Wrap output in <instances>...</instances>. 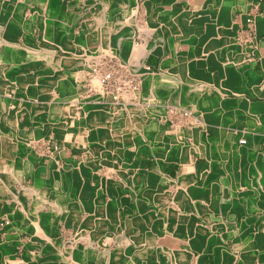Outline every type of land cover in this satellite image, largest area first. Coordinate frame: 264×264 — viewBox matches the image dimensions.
Masks as SVG:
<instances>
[{
    "label": "bare ground",
    "instance_id": "bare-ground-1",
    "mask_svg": "<svg viewBox=\"0 0 264 264\" xmlns=\"http://www.w3.org/2000/svg\"><path fill=\"white\" fill-rule=\"evenodd\" d=\"M52 1L38 0L39 8L29 6L28 14L36 10L44 15L45 28L27 31L18 19V13L20 7L27 5L29 0H0V264H41L42 261L37 259L27 261L13 258L9 251L13 246L32 248L35 243L40 253L46 244L56 247V261L62 264H92L94 256L103 264H128L130 261L143 259L153 262V256L157 261L176 264L174 250L166 253L161 246L156 245L154 227L158 220L163 221L159 229L177 239L195 241L197 238H193L194 231L199 229L206 231L207 236L215 235L209 229L210 224L205 227L199 222V207H194L193 215L183 211L188 210L185 207L174 212L172 201L180 204L181 198H192V194L180 190L175 197L176 201L175 198L163 200L168 194L165 185H159L157 191H153L152 183L156 174L140 169V164L142 159L149 158L152 147L148 132L151 119L161 116L166 120L189 121L199 116L193 113L188 102L185 106L167 104L155 95L137 94L136 90L140 86H135L132 80H124L126 91L119 86L118 93L112 91L121 71L116 72V76L109 70L103 74L102 69L101 76V72L95 70L101 56L93 57L89 48L84 46L80 33L74 29L85 15L88 0H74L83 8L81 13L63 10L58 16L53 14ZM165 1L171 0H104V3L95 6L103 4L102 12H97L98 9L94 8L93 12L97 14L91 19L83 20V30L85 29L88 42L100 41L104 54L116 55L134 73L147 77L152 71L144 61L151 50L144 44L135 42L138 36L134 31L138 30V34L142 32L140 28H135L139 24L137 14L142 9L149 18L148 24H151L152 11H162L158 9V4ZM60 22L68 24L70 29L59 28ZM172 22L176 25L178 21L175 19ZM165 24L160 22L159 26L163 27ZM73 31L75 42L70 40ZM21 39L24 41L21 42ZM154 51L161 53L163 49L156 47ZM75 72L78 79L87 77L99 93L80 104L77 101H59L57 90L61 81L65 79L71 82L70 74ZM78 79H73L75 84ZM192 84L195 89H191L206 96H210L209 91L216 87L214 82L204 80L194 81ZM189 98L190 96L183 97L182 94L180 97L182 102ZM54 109H61L62 112L56 113ZM253 109L255 108L252 107ZM122 111L125 112V117ZM199 115L202 117V114ZM261 120L263 123V117ZM79 138L86 141L83 161L79 165L72 162L62 165L61 153L67 148V142L75 147H84ZM245 142L244 139L240 141L241 144ZM41 143L51 146L49 153L37 150V145ZM124 151H129L126 158L120 155ZM20 160L23 163L22 171L18 169ZM89 160H94L95 164L88 165ZM104 166L111 169L110 173H100L99 168ZM190 167L194 168L193 165ZM93 170L101 178L95 185L89 183ZM112 171L120 174L121 178L115 177ZM236 173L237 171L234 174ZM190 175L185 179H189ZM161 179L164 183L162 175ZM106 192L112 198L118 199L116 209L113 206L110 208L108 204L104 205L103 193ZM82 214L88 216L80 223V229L77 230L78 240L73 248H65L63 238L56 241L50 236L52 227L63 221L69 223L70 219H81ZM103 214L111 215L113 221H103ZM190 218L197 222L193 223ZM140 224L147 226V230L141 232ZM85 227H91L94 234H90L91 239L84 241L87 246L81 250L78 246L86 237L81 230ZM105 229L112 230L110 242L116 241L120 244L117 250L104 257L94 247V241L99 238L101 242L100 238ZM25 232L29 235L28 240L23 238ZM105 243L102 241V245Z\"/></svg>",
    "mask_w": 264,
    "mask_h": 264
},
{
    "label": "crops",
    "instance_id": "crops-1",
    "mask_svg": "<svg viewBox=\"0 0 264 264\" xmlns=\"http://www.w3.org/2000/svg\"><path fill=\"white\" fill-rule=\"evenodd\" d=\"M92 1L85 7V12L88 16L92 14L91 17H94V8L102 9L103 4L95 6L104 3V0ZM30 5L39 7V2L29 0L27 5H22L18 13L19 20L20 14L25 15ZM22 7L27 8L23 10ZM57 7L60 10L66 8L71 13L83 11V8L74 0H66V5L60 2ZM158 9L162 11H152L150 17L152 22L148 25L149 29L147 28L150 33H144V40L141 41V44L151 50L144 63L151 69L152 75L148 74L144 78L143 74L131 75L124 70L119 73L114 87L127 90L124 80L136 81L140 86L136 92L138 91L140 95H155L167 104L185 106L188 102L193 113L199 116L191 118L192 121L190 119L189 121L188 119L166 120L161 116L151 119L148 132L151 135L152 147L149 158L142 159L140 169L156 174L155 181L152 183L153 191H157L159 185H165L168 194L163 200L174 199L180 190L192 194V198H181L180 204L172 201L174 212L179 211L180 207L181 209L185 207L188 210L183 211L192 213L194 207H199V222L205 227L210 224L209 229L215 236H207L206 231L199 229L194 231L193 238H197L195 241L177 239L162 232L159 226L163 221L158 220L154 227L156 245L161 246L166 253L174 250L176 264H245V262L246 264H264V176H262L264 175V0H171L159 3ZM36 13L40 15V22L35 23L34 18L29 20L30 31L45 28L44 15ZM175 19L178 21L176 25L172 22ZM160 22L166 23V26H159ZM22 23L26 29L24 21ZM64 25H67V28ZM77 27H80L81 33L83 19L74 26V29ZM59 28L69 30L70 26L60 22ZM83 32L85 33V29ZM85 44L88 47L93 45L103 49L100 41ZM156 47L162 48L163 51L155 52ZM70 75L73 76L72 73ZM73 79L72 77L71 82L65 79L61 81L57 90L60 95L59 101L75 92L76 86ZM203 80L214 82L216 87L208 94H211L210 96L216 101L210 96L202 93L200 95L191 89V87L195 89L192 84L194 81ZM181 94L183 97L190 96L188 101L182 102ZM251 106L259 112L252 110ZM199 114H202V117ZM262 117L263 123H261ZM209 131L212 134H209ZM243 139L246 142L241 144L240 141ZM76 148L78 147L74 146L62 152L61 161L78 165L83 160L86 150H76ZM128 152L124 151L120 155L126 158ZM144 160L147 161L144 162ZM90 161H87L88 165L95 164L94 160H92L93 164H90ZM146 162H149L151 166L145 165ZM99 169L102 174L111 171L107 166ZM112 172L115 177L121 178L120 174ZM91 174L89 183L95 185L101 181L94 170ZM189 175V179H185ZM103 198L104 205L108 204L110 208L112 206L117 208L118 199L112 198L110 193H103ZM87 216L82 214L81 219H70L69 223L61 222L60 225L52 227L50 236L56 241L60 237L63 238L65 248H73L78 240L74 234L77 230L79 231L80 223L84 222ZM101 216L103 221H113L111 215ZM190 219L193 223L197 222L194 218ZM188 222L191 223L190 220ZM81 230L86 237L80 241L78 247L84 250L87 246L84 241L87 238L91 239L90 234L94 233L91 227ZM139 230L144 232L147 226L140 224ZM111 231V229H105L100 238L101 242L99 238L94 241L96 244L94 247H97L104 257L111 251L117 250L120 244L116 241L110 242ZM28 236L27 232L23 234L25 240L29 239ZM102 241L106 243L102 245ZM232 241L233 246L229 247L228 243ZM36 247L37 243L32 248L13 246L9 251L11 254H16L19 259L27 261L37 259L42 261L41 264H62L56 261L58 255L56 247L46 244L41 248L43 250L41 253ZM19 254H22L21 258ZM155 261L157 259L153 256V262L143 259L130 261L128 264H169L164 260ZM91 263L103 264L96 256L92 258Z\"/></svg>",
    "mask_w": 264,
    "mask_h": 264
},
{
    "label": "rangeland",
    "instance_id": "rangeland-1",
    "mask_svg": "<svg viewBox=\"0 0 264 264\" xmlns=\"http://www.w3.org/2000/svg\"><path fill=\"white\" fill-rule=\"evenodd\" d=\"M66 0H53L52 1V4H53V14H54V16H58L61 12H63V10H68V9H66V8H64L63 10H60V8H58L57 6L60 4V2H62L63 4H65L66 5V2H65ZM78 1H80V0H78ZM102 1V0H101ZM142 1V0H141ZM143 1H145V0H143ZM90 2H93L92 0H88L87 1V3L89 4ZM97 2H98V0H97ZM79 5V4H78ZM109 5V4H108ZM32 8H39L37 5H34V6H31ZM27 7H22V9L24 10V9H26ZM92 8H93V6H92ZM35 12L34 13H30V14H26V15H23L22 13L20 14V21H24V23H25V26H26V29L28 30V31H30V25H31V22L29 21V20H31L33 17H34V19L33 20H35L34 22L35 23H38V22H40L39 21V17H40V15H38L36 12V10H34ZM102 12V9H98L97 10V12ZM28 12V11H27ZM81 13V12H80ZM95 14H97L96 12H95ZM91 15L92 14H89V16L87 15V13L85 12V15H84V17H83V20L84 21H86L87 19H91V18H93V17H91ZM145 15V16H144ZM143 16H144V18H143ZM85 17H89V18H85ZM85 18V19H84ZM137 18H138V25L137 26H135V28L137 27V28H140V30L142 31L141 33H137V31L138 30H136V31H134V33L136 32V36H138V38L135 40V42L136 43H138V44H141V41L143 40V38H144V35L143 36H141V34L142 33H147V32H149L150 33V30H148L149 29V27H148V22H149V18H148V16L146 15V13H144V11L142 10V9H140V11H139V13L137 14ZM41 21H43V18H41ZM28 23V24H27ZM73 23H75V21L73 22ZM65 26V28H67V25H64ZM80 27H81V25H79ZM80 27H77V30H76V32L77 33H80V30H79V28ZM148 28V29H147ZM34 30H36V29H34ZM116 30V29H115ZM75 31V30H74ZM74 31H73V33L71 34V36H70V40L72 41V42H75V40H76V36H75V33H74ZM134 33H133V36H135L134 35ZM79 35H81L82 36V42L84 43V46H87V44H85V43H87L88 42V39H87V36H86V34L83 32V30L81 31V33L79 34ZM135 36V37H136ZM24 41V39H21V42H23ZM87 48H89V50H90V53L93 55V57H98V56H101L100 58V62H97L96 63V66L97 67H95L96 69L95 70H98V72L100 73V75L102 76L103 74H105V72L107 73V72H109V71H111V72H113L115 75H116V72H120V71H127L128 73H130L131 75H136V73H134L132 70H131V68H129V67H127L124 63H121L120 62V60H119V58L117 59L116 58V55H110V54H104V52H103V50H102V48H100L99 46H87ZM114 56V57H113ZM108 57H110V58H108ZM111 59V60H110ZM107 60V61H106ZM109 61V62H108ZM112 61H114V62H112ZM102 62V63H101ZM105 63V64H104ZM114 65H113V64ZM106 65V66H104V65ZM119 64V65H118ZM112 65V66H111ZM122 65H123V67H122ZM138 65V64H137ZM103 66V67H102ZM120 66V67H119ZM126 66V67H125ZM106 67V68H105ZM113 68V69H112ZM121 68V69H120ZM93 68H91V70H92ZM102 69H103V74H102ZM106 69H107V71H106ZM114 69H118L117 71L116 70H114ZM127 69V70H126ZM109 70V71H108ZM114 70V71H113ZM134 70H136L135 68H134ZM91 72H93V71H91ZM73 74V78L76 80V79H78V74L75 72V73H72ZM118 75V74H117ZM116 75V76H117ZM133 81V80H132ZM90 81H89V79L87 78V77H83L82 79L80 78V79H78L77 80V82H76V84H75V86H76V90H75V92L74 93H71V94H69L67 97H64V98H62L61 99V101H77V103L78 104H80V102H83V101H85V100H88V99H91L90 97H92V96H94V95H97L98 93H99V90H97L95 87H93L92 85H91V82L89 83ZM64 84H65V82H63ZM133 84L135 85V86H138V83H136V81H133ZM122 88V87H121ZM120 89V88H119ZM123 89V88H122ZM118 89H116V88H113L112 89V91H114V92H116V93H118V91H117ZM123 90H125V89H123ZM77 91V92H76ZM91 91V92H90ZM108 91V90H107ZM106 91V93H108V92H110V91H108L107 92ZM111 91V92H112ZM126 91V90H125ZM91 93H92V95H91ZM113 93V92H112ZM115 93V94H116ZM137 94H139L138 93V91L136 92ZM88 94V95H87ZM140 95V94H139ZM83 96V97H82ZM116 96H117V94H116ZM54 111L56 112V113H61L62 111H61V109H54ZM122 115L125 117V112L124 111H122ZM79 142H80V144H82L84 147H78V148H76V150L78 149V150H82V149H84V150H86L85 149V146H86V141H85V139H83V138H79ZM68 144H67V147H69V148H71V147H74V145L73 144H69L70 142H67ZM38 147H37V150H41L42 152H50V148H51V146L48 144V143H41V144H39V145H37ZM69 148H66L63 152H65V151H68L69 150ZM82 156V155H81ZM84 159V158H83ZM61 161V160H60ZM83 160H81V162H82ZM145 161H147V160H144V162ZM149 161V160H148ZM62 163V165L63 164H65V162H68V161H61ZM80 162V163H81ZM91 163L90 164H93V162L94 161H90ZM79 163V164H80ZM78 164V165H79ZM145 165H147V166H151L150 165V163L149 162H146L145 163ZM18 169H20L19 171H22L23 170V163H22V161L20 160L19 161V168ZM28 177H30V175H28ZM74 236L77 238L78 237V234L76 233V234H74ZM228 245H229V247H232L233 246V241L232 242H229L228 243ZM236 249V248H235ZM167 251H168V249H167ZM12 256L14 257V258H17V255L16 254H13L12 253ZM19 256H20V258H21V256H22V254H19ZM238 255H236V257H237ZM239 257V256H238Z\"/></svg>",
    "mask_w": 264,
    "mask_h": 264
}]
</instances>
